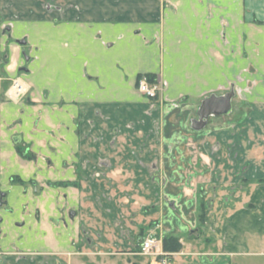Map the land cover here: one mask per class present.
I'll return each instance as SVG.
<instances>
[{"label":"crops","instance_id":"0c3cea01","mask_svg":"<svg viewBox=\"0 0 264 264\" xmlns=\"http://www.w3.org/2000/svg\"><path fill=\"white\" fill-rule=\"evenodd\" d=\"M172 1L178 3L181 14L176 16L166 9L163 30L170 28L171 33L162 39V57L165 69H183V76L190 78L183 82L189 86L187 93L209 90L212 74L218 68L213 67L212 59L209 61L207 50L218 47L219 43L220 77L226 81L237 78L239 85L246 84V78L253 80L256 89L247 92L248 97L256 101L263 96L264 81L260 83V80L264 79V24L253 19L264 22V0ZM176 29L182 30L181 33L175 34ZM143 44H139V52L134 45H119L123 50L119 49L118 53L121 52L123 59L125 55L128 57L127 52L140 53L135 57V68L140 69L145 59L149 62L154 56L155 50ZM233 46L235 53L231 52ZM89 55L88 59L92 63L100 62L103 69L99 71L89 63L88 71L94 77L84 72L81 79L80 126L74 123L78 116L76 105L73 110L61 107L57 111L22 103L0 106V192L4 199L0 209V249L12 252L5 264H163L165 257L139 259L147 256L140 250L148 235L142 240L138 229L149 228L153 222L156 227L148 230L160 233L156 237L161 239V245L169 236L177 237L182 245L178 251H166L168 264H261L264 185L256 180L260 178L257 177L260 159L255 162V157H243L242 173H248L253 182L228 183L229 194L223 195L221 201L215 196L207 200V205H199L197 200L187 197L190 189L177 191L179 177L185 171L179 159H186L178 147L187 136L169 134L165 138L164 130L159 137L156 167L160 166L162 178L166 170L167 179H162L156 200L144 209L141 203L133 202L132 195V191L140 190L138 186L134 188L132 154L127 152L133 138L129 127L134 124L131 120L111 117L118 101L128 103L137 99L138 92L133 79L126 80L123 69L111 60L112 56L100 58L93 47L86 54ZM54 59L52 54L44 55L39 65L36 64L41 70L37 72L45 80L47 77L56 80L58 86L63 80L62 71L56 66L58 75L53 78ZM168 77L173 82L169 73ZM173 89L174 93L187 91L176 85ZM14 136H20V142L14 143ZM170 142L177 144L175 148ZM21 145L26 146L27 153L31 151L32 159L17 151L16 147ZM171 158L178 161H170L167 166L165 163ZM14 178L20 181L15 183ZM78 180L80 187L66 184ZM135 204L141 206L137 208ZM247 204L253 207L247 208ZM205 207L206 223H202L197 211L203 214Z\"/></svg>","mask_w":264,"mask_h":264},{"label":"rangeland","instance_id":"374dc122","mask_svg":"<svg viewBox=\"0 0 264 264\" xmlns=\"http://www.w3.org/2000/svg\"><path fill=\"white\" fill-rule=\"evenodd\" d=\"M177 4L172 0H0V106L3 103H22L28 107H39L41 110L53 108L57 111L63 107L73 110L76 105L78 116L74 123L80 126L83 117L78 101L81 79L85 77V73L94 77L92 72L88 71L89 63L99 71L103 69L100 62L92 63L93 61L88 59L91 55L86 56L92 52V47L101 55L100 58L112 56L111 60L123 69L127 81L133 79L134 88L138 92L137 99L128 100V103L118 101L117 110L113 107L111 117L131 120L134 124L129 127L133 138L127 145V152L132 154L134 188L138 186L140 190L132 191V195L133 202L141 203L145 206L144 209L151 201L156 200L155 195L160 194L162 179H167L166 170L162 178L160 166L156 167V156H160L157 152L160 149L159 137H162L164 130L165 138L169 134L187 136L178 147L186 159H179L180 163L178 162L185 171H182L183 175L179 177L180 187L177 191L183 193L190 189L187 197L197 200L199 205H207V200L215 196L221 201L223 195L229 194V191H226L229 188L228 183L254 181L252 177L248 178V173H242L243 157L246 155L255 157V162L260 159V173L257 176L260 178L254 177L264 185V95L256 101L248 97L247 92L254 88L253 80L246 78V84L239 85L237 78L226 81L220 77L219 43L218 47L207 50L209 61L212 59L213 67L218 68L217 73L212 74L209 90L200 94L187 93L189 86H185L183 82L190 78L183 76V69H165L166 63L162 57V39L171 33L170 28L163 30L166 9L169 8L174 15L180 16ZM27 10L30 11L28 16ZM245 21H248L246 17ZM253 21L264 24L257 18ZM181 31L176 29L174 33L180 34ZM123 44L136 47L143 44V47L146 46L151 51L155 49L152 54L154 56L149 62L145 59L142 68H135V57L140 53H133V56L130 52V57L127 52L128 57L125 55L123 59L121 52L118 53L119 45ZM134 46L130 48L139 52L141 47L135 49ZM230 48H233L231 52L236 51L234 46ZM50 53L56 57L52 63L53 78L58 75L56 66L59 65L62 71L63 80L58 86L56 80L49 77L45 80L41 76L42 73L37 72L41 71L37 68L38 61L46 54L51 55ZM229 54L232 57V53ZM168 73L170 78L174 79L173 82L170 81ZM38 76L42 78L37 80ZM143 78H152L161 83L162 90L156 99L148 100L138 91L139 82ZM206 79L209 80V76ZM20 81L26 85V89L17 97L12 91L15 83ZM249 81H252L251 84ZM263 81L264 79L260 80V83ZM173 85L187 91L174 93ZM213 95H230L231 110L225 114L212 113L202 117V104ZM108 113L110 114V111L105 115H109ZM168 144L173 148L177 145L173 142ZM25 147L21 145L16 149L24 158L30 160L32 153L30 150L27 153ZM170 161L176 163L178 160L171 158L165 164L169 166ZM192 169L197 170V173L192 172ZM16 179L12 181L18 183L20 180ZM50 184L54 185L53 182ZM66 184L80 187V180L68 181ZM249 205L246 207H253ZM138 206L141 205L135 204V207ZM206 207L203 214L200 210L197 211L198 219L202 223H206ZM155 225L153 222L149 224V228L154 229ZM149 228L138 229L142 240L148 235L161 242V239L157 238L160 233H150ZM200 231L202 233L201 228ZM196 234L197 232L194 235ZM159 245L166 255L164 257H168L163 241L162 245ZM148 256H140L139 259L145 261ZM261 260V264H264V256Z\"/></svg>","mask_w":264,"mask_h":264},{"label":"built area","instance_id":"2783aa9c","mask_svg":"<svg viewBox=\"0 0 264 264\" xmlns=\"http://www.w3.org/2000/svg\"><path fill=\"white\" fill-rule=\"evenodd\" d=\"M20 82L15 83V89H22V85ZM162 90L161 83L159 81H150L147 78H143L138 85V91L148 99H156ZM17 91V97H18ZM159 240L155 237L148 236L143 240L142 247L140 253L143 255L149 256H166L165 253L162 251L161 246L159 245ZM163 264H168V260L165 258L162 261Z\"/></svg>","mask_w":264,"mask_h":264},{"label":"water","instance_id":"95a60500","mask_svg":"<svg viewBox=\"0 0 264 264\" xmlns=\"http://www.w3.org/2000/svg\"><path fill=\"white\" fill-rule=\"evenodd\" d=\"M230 95L225 96H211L207 98L201 107V116L205 117L212 113L225 114L229 113L231 110V99ZM20 136H14V143L20 142Z\"/></svg>","mask_w":264,"mask_h":264},{"label":"trees","instance_id":"16d2710c","mask_svg":"<svg viewBox=\"0 0 264 264\" xmlns=\"http://www.w3.org/2000/svg\"><path fill=\"white\" fill-rule=\"evenodd\" d=\"M150 81H154L150 78ZM163 246L166 251H178L182 245L179 239L175 236H169L163 239Z\"/></svg>","mask_w":264,"mask_h":264},{"label":"flooded vegetation","instance_id":"af4514ba","mask_svg":"<svg viewBox=\"0 0 264 264\" xmlns=\"http://www.w3.org/2000/svg\"><path fill=\"white\" fill-rule=\"evenodd\" d=\"M13 95L15 94L13 93ZM3 204H4L3 194L0 192V209H2ZM11 254L12 252L10 251L0 249V264H5L6 259H8V257Z\"/></svg>","mask_w":264,"mask_h":264},{"label":"bare ground","instance_id":"6f19581e","mask_svg":"<svg viewBox=\"0 0 264 264\" xmlns=\"http://www.w3.org/2000/svg\"><path fill=\"white\" fill-rule=\"evenodd\" d=\"M21 82H22V81H20V84L22 85V89H17V90H16V89L14 88V90L12 91V92H13L14 94H16V95H17V91H19V92H18V96H21V95L25 92V89H26V85H25L23 82H22V83H21ZM20 84H19V85H20Z\"/></svg>","mask_w":264,"mask_h":264}]
</instances>
